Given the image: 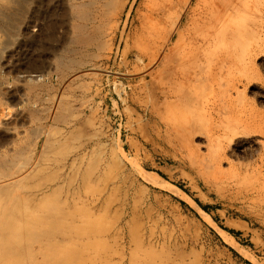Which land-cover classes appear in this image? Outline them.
I'll return each mask as SVG.
<instances>
[{"label": "rangeland", "instance_id": "rangeland-1", "mask_svg": "<svg viewBox=\"0 0 264 264\" xmlns=\"http://www.w3.org/2000/svg\"><path fill=\"white\" fill-rule=\"evenodd\" d=\"M223 1L0 0V264H264V0Z\"/></svg>", "mask_w": 264, "mask_h": 264}, {"label": "bare ground", "instance_id": "bare-ground-1", "mask_svg": "<svg viewBox=\"0 0 264 264\" xmlns=\"http://www.w3.org/2000/svg\"><path fill=\"white\" fill-rule=\"evenodd\" d=\"M228 7H231L232 8V11H233V14H232V16H233V18H234V21H233V23L237 26H243V24H244V19H242L240 16L238 17V14H237V16L236 15H234V12H240L241 10H243V9H245L246 8V0H224L222 3H221V8L219 9V8H217L216 7V5H214L213 3H210V8L213 10V11H211V14L209 15V16H207V17H205V19H204V24L206 25V26H211V25H213L215 22H216V20H217V16H218V14L221 12V13H223V9L224 8H228ZM220 15H222V14H220ZM229 16V15H228ZM219 35H220V39L222 40V41H224L225 39H227V38H229V37H234L236 34H235V31L234 30H231L230 32H228V31H223L222 33H219ZM233 52V51H232ZM232 54V53H231ZM222 59H228V60H232L233 59V55H230V53L228 54V52L226 53V54H224L223 56H222ZM210 132H212V130L210 131ZM212 134V133H211ZM143 177H144V179H146V180H148V179H150L149 178V176L147 175V174H143ZM12 207L10 208V211L12 212ZM8 215L10 216L11 214H9L8 213ZM6 216V215H5ZM2 219H4V218H2ZM5 220H7V219H5ZM4 230L5 231H7V232H13V228H12V226H9V225H7V226H5V228H4Z\"/></svg>", "mask_w": 264, "mask_h": 264}]
</instances>
